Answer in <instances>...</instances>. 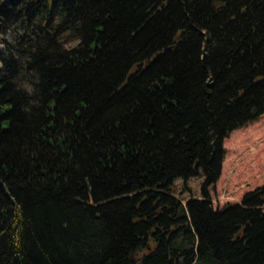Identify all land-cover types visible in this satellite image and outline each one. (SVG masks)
<instances>
[{
  "label": "trees",
  "instance_id": "1",
  "mask_svg": "<svg viewBox=\"0 0 264 264\" xmlns=\"http://www.w3.org/2000/svg\"><path fill=\"white\" fill-rule=\"evenodd\" d=\"M0 41V264H264V184L213 204L264 0H0Z\"/></svg>",
  "mask_w": 264,
  "mask_h": 264
},
{
  "label": "rangeland",
  "instance_id": "2",
  "mask_svg": "<svg viewBox=\"0 0 264 264\" xmlns=\"http://www.w3.org/2000/svg\"><path fill=\"white\" fill-rule=\"evenodd\" d=\"M234 135L235 133L223 143L224 167L213 202L217 208L225 203L236 202L248 189L264 184V115L255 123L241 129L240 135L236 137ZM238 141L241 143L237 146ZM250 177L259 180L247 185Z\"/></svg>",
  "mask_w": 264,
  "mask_h": 264
}]
</instances>
